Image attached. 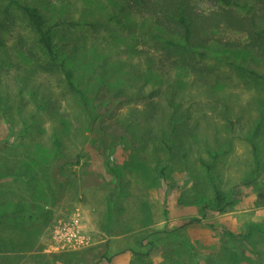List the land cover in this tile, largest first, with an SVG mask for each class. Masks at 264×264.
I'll return each instance as SVG.
<instances>
[{
  "label": "rangeland",
  "instance_id": "obj_1",
  "mask_svg": "<svg viewBox=\"0 0 264 264\" xmlns=\"http://www.w3.org/2000/svg\"><path fill=\"white\" fill-rule=\"evenodd\" d=\"M20 1L95 112L0 0V264H264V0H181L188 49L121 0Z\"/></svg>",
  "mask_w": 264,
  "mask_h": 264
},
{
  "label": "trees",
  "instance_id": "obj_2",
  "mask_svg": "<svg viewBox=\"0 0 264 264\" xmlns=\"http://www.w3.org/2000/svg\"><path fill=\"white\" fill-rule=\"evenodd\" d=\"M17 10L26 18L28 25L36 35L37 43L45 52L48 63L55 66L63 75L67 88L75 93L82 101L83 106L90 113L95 112V106L92 101L87 99L84 92L74 83L73 73L66 68L64 61L59 59L56 47L51 37V29L45 23V17L38 8L32 5L25 4L20 0H8ZM123 3L122 10L129 11L134 14H148L154 18L157 25L165 27L167 24L172 26L183 42L177 43L167 40V44L174 48L188 49L191 46L202 41L199 39L200 29L192 21L190 12L181 0H121ZM224 1V0H222ZM226 2V1H224ZM228 4V1H227ZM241 26V23L237 22ZM249 41L245 45L250 48H256L257 51L264 57V29H249ZM1 44V41H0ZM254 74L253 72H251ZM264 78V74L262 75ZM54 155L56 158L61 157V142L60 139L54 138ZM208 169H210L207 166ZM216 204H220L222 193L215 189ZM3 215L0 214V219ZM250 234V233H249Z\"/></svg>",
  "mask_w": 264,
  "mask_h": 264
}]
</instances>
